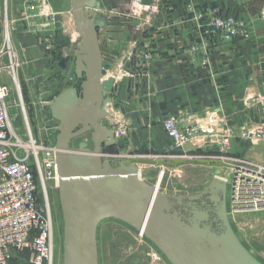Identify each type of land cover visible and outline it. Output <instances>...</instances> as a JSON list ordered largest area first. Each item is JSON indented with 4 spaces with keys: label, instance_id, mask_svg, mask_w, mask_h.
<instances>
[{
    "label": "crops",
    "instance_id": "1",
    "mask_svg": "<svg viewBox=\"0 0 264 264\" xmlns=\"http://www.w3.org/2000/svg\"><path fill=\"white\" fill-rule=\"evenodd\" d=\"M96 1V21L102 23L95 29L101 84L113 80L106 95L110 115L103 123L113 135L123 129L114 135L115 145L102 147V157L134 164L150 178L164 171L205 169L227 134L231 154L264 163V142L253 144L242 137L264 125V0H143L157 2L160 12L140 30L127 15L129 0ZM188 2L193 12L185 11ZM213 11L237 21L239 33L233 40L206 34ZM79 42L71 0H0V49L7 50L2 61L14 59L31 69L22 80L37 84L43 109L30 114V122L24 116L22 125L10 105L16 131L24 132L29 123L43 131L59 124L50 106L85 80L74 70ZM59 57L66 59L65 68ZM59 70L73 81L64 89L51 78ZM26 94L32 98L30 89ZM169 117L196 122L200 129L195 139L175 147L162 126Z\"/></svg>",
    "mask_w": 264,
    "mask_h": 264
},
{
    "label": "water",
    "instance_id": "2",
    "mask_svg": "<svg viewBox=\"0 0 264 264\" xmlns=\"http://www.w3.org/2000/svg\"><path fill=\"white\" fill-rule=\"evenodd\" d=\"M71 5L80 37L74 70L85 80L50 106L60 124L54 156L63 215V264H98L96 230L106 219L141 231L170 264H263L231 227L223 180L213 178L200 193L168 195L142 180L134 164H101L102 147L115 145V138L103 123L110 115L106 95L113 80L101 84L102 54L95 30L102 26L96 21L100 5L96 0H71ZM59 60L65 68L66 59ZM85 133L93 150L84 149L86 142L69 149L70 141ZM203 196L210 204L207 208L198 205Z\"/></svg>",
    "mask_w": 264,
    "mask_h": 264
},
{
    "label": "built area",
    "instance_id": "3",
    "mask_svg": "<svg viewBox=\"0 0 264 264\" xmlns=\"http://www.w3.org/2000/svg\"><path fill=\"white\" fill-rule=\"evenodd\" d=\"M185 11L193 12L190 2L185 5ZM159 12L155 1L129 0L127 15L136 30L149 24ZM238 27L236 20L223 18L213 11L212 21L205 32L231 41L238 35ZM6 51L3 47L0 49V264H51L53 222L43 195L46 194L47 181L54 179L57 183L55 156L53 148L35 142L27 124L22 133L12 127L7 106L11 88L1 78L6 76L16 83L14 72L19 63L12 59L4 64L2 58ZM162 126L177 148L193 141L200 129L196 122L182 123L176 117L165 119ZM122 132L123 129H117L114 135L120 136ZM242 137L253 144L264 142V125L243 132ZM218 145L229 146L227 134L222 136ZM228 166V176L222 180L228 189L226 204L229 209L264 208V167L241 160H233Z\"/></svg>",
    "mask_w": 264,
    "mask_h": 264
},
{
    "label": "rangeland",
    "instance_id": "4",
    "mask_svg": "<svg viewBox=\"0 0 264 264\" xmlns=\"http://www.w3.org/2000/svg\"><path fill=\"white\" fill-rule=\"evenodd\" d=\"M7 39L8 37L4 33L2 41ZM28 71H31V69L21 66L15 68L16 83L13 80L6 82L11 88V94L7 100L8 114L9 106L13 105V109L16 108L17 110L15 119H19L22 125L24 116L29 120L30 114L34 116L35 113L43 111V109H39L40 101L37 84L29 80L26 81L24 78L22 80V76L27 75ZM66 75L65 71L59 70L51 78H56L62 89H64L73 82L68 80ZM29 89L32 92L31 99H28L29 96L26 94ZM38 120H40L39 115ZM15 121H11V123L13 122L12 127H16ZM28 125L29 132L35 142L41 146L53 148L55 153L56 137L59 133L57 128L60 124L47 127L46 131L34 127L32 123ZM88 135L85 133L70 141L69 149H77L79 143L86 142L87 146L84 149L92 151L93 145L90 143ZM52 137L54 141H52ZM102 151L104 150L102 149ZM43 156L44 153L40 154L41 158ZM232 159L264 167V163L245 155L237 156L231 154L229 146L225 148L218 145V152L212 156L211 167L197 170L187 168L185 171L176 173L164 171L161 174L157 173L152 178L142 172L138 174L142 180L156 187L162 193L168 195H191L202 192L208 186L212 177L221 180L227 177L230 169L228 165L231 164ZM100 161L101 164L103 161H109L111 167H117L121 163H113L106 156L101 157ZM45 184L46 194L43 195V198L49 205L53 222V257L51 264H63V215L58 199L57 183L52 179ZM39 196H42V194L40 193ZM227 215L231 227L241 244L254 258L264 264V208L231 211L227 204ZM96 245L98 264H170L160 251L145 238L141 231H135L130 226L115 219H106L99 223L96 230Z\"/></svg>",
    "mask_w": 264,
    "mask_h": 264
},
{
    "label": "flooded vegetation",
    "instance_id": "5",
    "mask_svg": "<svg viewBox=\"0 0 264 264\" xmlns=\"http://www.w3.org/2000/svg\"><path fill=\"white\" fill-rule=\"evenodd\" d=\"M200 202H204V204L201 205ZM198 205H199L200 207H202V208H207L210 204H209V202H208V200H207V197H206V196H203V198H202L200 201H198ZM213 226H214V225H213Z\"/></svg>",
    "mask_w": 264,
    "mask_h": 264
},
{
    "label": "bare ground",
    "instance_id": "6",
    "mask_svg": "<svg viewBox=\"0 0 264 264\" xmlns=\"http://www.w3.org/2000/svg\"><path fill=\"white\" fill-rule=\"evenodd\" d=\"M138 173H140V171L138 170ZM138 176H140L139 174H138ZM56 186H57V184H56ZM226 195H227V193H226Z\"/></svg>",
    "mask_w": 264,
    "mask_h": 264
}]
</instances>
